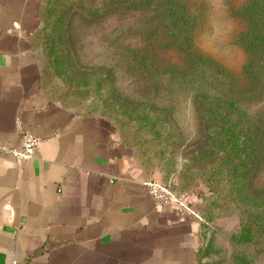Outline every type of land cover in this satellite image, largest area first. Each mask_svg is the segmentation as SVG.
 <instances>
[{
	"label": "crops",
	"instance_id": "0c3cea01",
	"mask_svg": "<svg viewBox=\"0 0 264 264\" xmlns=\"http://www.w3.org/2000/svg\"><path fill=\"white\" fill-rule=\"evenodd\" d=\"M44 0H0V264H198L202 219L156 203L132 146L101 114L67 107L43 84ZM39 138L31 157L22 134ZM208 187L185 198L197 207Z\"/></svg>",
	"mask_w": 264,
	"mask_h": 264
},
{
	"label": "trees",
	"instance_id": "16d2710c",
	"mask_svg": "<svg viewBox=\"0 0 264 264\" xmlns=\"http://www.w3.org/2000/svg\"><path fill=\"white\" fill-rule=\"evenodd\" d=\"M94 1L44 0L41 5L42 21L37 39L44 44L40 46L41 71L49 95L69 107L47 78L43 54L48 55V63L63 82L80 93L90 92L89 87L99 93L101 86H112L119 69L117 65L122 64L126 84L130 85L128 90L118 95L112 91L100 97L104 106L102 104L97 112L85 113L101 114L116 126L105 114L114 112L116 116L120 114V118L125 116L134 121L136 130L149 133L145 138L134 132L127 135L122 127L116 126L119 135L134 148L144 169L159 170L166 183L170 165H155L153 159L144 154L145 142L155 139L161 142L164 136L159 130L174 111L172 99L180 92L187 95L195 112V138L184 152L188 163H183L179 178L171 186L177 190L174 185L181 178L182 184L191 188L203 182L211 193L223 191L225 196L243 206L233 241L264 237V186L258 182L260 172L264 171V0H242L236 9L237 14L245 18L238 35L245 62L236 74L195 46L194 31L200 13L191 0H99L93 7ZM118 7L127 9L133 16L106 33L111 60L117 62L101 63L96 68L77 64L68 46L74 41L69 34H64L65 22L69 20V24L75 12L96 18ZM136 12H140L139 16L134 14ZM167 49L175 51L177 61L159 57L158 52ZM250 104L254 110L249 108ZM165 135L170 138V133ZM170 140L167 145L177 147L175 139ZM191 168L198 169L204 177L192 181L190 176H185ZM202 225L203 222L201 229ZM203 242L202 239L196 250L198 264H206L202 260L207 254ZM240 260L244 262L245 257Z\"/></svg>",
	"mask_w": 264,
	"mask_h": 264
},
{
	"label": "rangeland",
	"instance_id": "374dc122",
	"mask_svg": "<svg viewBox=\"0 0 264 264\" xmlns=\"http://www.w3.org/2000/svg\"><path fill=\"white\" fill-rule=\"evenodd\" d=\"M191 1L198 6L197 11L200 13V20L194 31L196 37L195 46L199 51L208 53L223 62L234 74L239 73L245 62V52L240 46L238 35L245 25V18L241 14H237L236 9L242 0ZM98 4L99 0H95L92 6L94 7ZM76 8L77 6H75ZM138 13L140 14V12L134 14ZM132 16V12L120 7L110 12H102L96 18L86 14L79 15L75 12L71 16L70 23L67 24L69 20L65 22L64 34H69V38L74 41V44L69 43L68 46L75 57L76 63L81 66L96 68L101 63L117 62L111 60L113 56L110 49L111 46L105 39L106 33L115 25H119L121 21L127 20ZM124 39L127 40L126 38ZM41 44L44 45L42 41ZM158 55L162 60L166 61H177L178 57L175 51L171 49L160 50ZM42 56V64L47 65V78H50L51 83L53 82L52 88L55 89L58 96H61L70 104L69 107L77 108L81 112L99 111L104 106L103 99H100V97H105L112 91L117 95L124 93L130 86L126 84L127 79L121 69L122 64L119 63L117 65L119 69L116 71L115 82L112 86H101V92L99 93H95L92 87H89L90 92L80 93L76 91V88H71L67 83L63 82L57 75L52 65L48 63V55L43 54ZM172 101L174 103V111L169 116L165 126L159 130L164 137L160 143L158 142L159 139H155L154 142L152 140L145 142L144 154L149 155L155 165H162V167L170 165L168 181L176 183L183 163L187 162L184 158L186 156L184 152L192 146L190 143L195 138L193 136L195 112L190 106L188 96L181 92ZM162 102L165 101L163 100ZM252 106L253 104H250L249 108L254 110V106ZM152 110L156 111L155 108H152ZM105 114L114 121L117 127H122L127 135L134 132L144 138L150 136L149 133L144 132L142 129L136 130L135 122L129 121L125 116L120 118V114L116 116L114 112H106ZM166 132L170 133V138L166 137ZM170 139H175L177 147L167 145V142L171 141ZM195 169L191 168L190 173L185 175L190 176L192 181L196 178L204 177L202 172ZM259 177V185L264 186V171L260 172ZM180 180L182 184V179L180 178ZM180 182L178 180L177 185L174 186L183 193L189 192L193 188L187 184L180 185ZM197 208L203 216L201 221L203 222V247L207 248V254L202 257V260L206 261V264H264L263 236L253 241H233V234L239 230L242 205L225 196L223 191L214 194L208 188L207 194L202 195L198 200ZM244 257V262H241L240 259Z\"/></svg>",
	"mask_w": 264,
	"mask_h": 264
},
{
	"label": "built area",
	"instance_id": "2783aa9c",
	"mask_svg": "<svg viewBox=\"0 0 264 264\" xmlns=\"http://www.w3.org/2000/svg\"><path fill=\"white\" fill-rule=\"evenodd\" d=\"M22 137L23 139L19 147L1 146V148L9 150V152L17 159L26 160V158L32 156L34 149L38 145L39 138L34 136L30 131H25V133L22 134ZM142 183L145 187H147L149 193L153 195L156 203L175 206L181 210L189 211L197 217L203 219V216L199 212L198 208L193 207V205H190L187 202L185 194L173 189L171 181L166 183L154 178H146V180ZM7 264H19V262L17 260H13Z\"/></svg>",
	"mask_w": 264,
	"mask_h": 264
}]
</instances>
